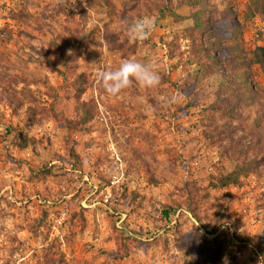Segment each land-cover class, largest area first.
Instances as JSON below:
<instances>
[{
	"label": "rangeland",
	"instance_id": "obj_1",
	"mask_svg": "<svg viewBox=\"0 0 264 264\" xmlns=\"http://www.w3.org/2000/svg\"><path fill=\"white\" fill-rule=\"evenodd\" d=\"M147 1L0 0V87L27 88L38 98L16 110L14 96L0 94V264H257L250 246L264 257V163L250 149L264 132V69L251 64V53L264 47V11L251 17L249 0H204L220 30L229 12L228 31L238 29L234 45L254 90L241 95L246 103L229 119L221 93L229 72L193 54V8L173 0L182 19L168 10L157 19L144 12ZM132 5L138 9L129 21L152 18L155 28L119 49L106 29L117 28L123 40L129 24L119 20ZM82 36L84 47L76 44ZM128 59L151 66L161 82L148 88L134 81L111 96L98 75ZM78 75L86 82L81 101L97 106L82 125ZM232 144L249 153L234 155ZM236 164L252 170L221 188ZM169 209L176 225L164 217ZM219 228L216 238L202 233Z\"/></svg>",
	"mask_w": 264,
	"mask_h": 264
},
{
	"label": "trees",
	"instance_id": "obj_2",
	"mask_svg": "<svg viewBox=\"0 0 264 264\" xmlns=\"http://www.w3.org/2000/svg\"><path fill=\"white\" fill-rule=\"evenodd\" d=\"M104 1H105L104 2L105 6L110 5L109 0H104ZM186 1L187 3H185L184 1V5L187 7L188 6L192 7L194 11L191 14V17L194 20L195 26L192 29H190L192 30V32H196L195 35H192L190 33L192 35L190 36L192 37L193 54L195 56L197 55L198 57L203 56L205 57L207 61L212 62L210 65V68L216 69L217 71L219 68H223V69L226 68L227 71L229 72V74H227L226 76V80H224L225 87L223 88L224 90L221 93H222V96L224 97L223 98L224 101H226V104L228 103L229 106H231L228 114L226 115L229 117V119H236V117L234 116V113H235L234 109L239 108V106H242L246 103V96L241 97V95L242 94L249 95L251 93H254V90L251 88L250 74L242 68V64L245 61V57L241 56V54L238 52L237 46L234 45V43L237 42V40H235V37H236V33L238 29L234 27V30H235V31L233 30L234 32L228 31L230 28L233 27L231 23V16L228 11L227 12L225 11L223 14V21H224L223 28L224 29L220 30L219 27L216 25L218 23L217 20L219 19L218 13L216 10L211 11V18L210 20H208L206 16V11L208 10V8L204 7V0H186ZM249 1L253 3V5H255V8H256L255 11H253L252 5L251 4L249 5V14H251V17H254L257 13H263L264 10L262 8V5L259 4L260 0H249ZM170 3L173 4V9H171V7L169 6ZM154 6L156 8L155 9L156 11L152 9ZM177 8H179V6L174 5L173 0H152V2H150L149 4L146 3V5L144 6V12L147 13V15L149 13L157 14L156 15L157 19H162V18L168 17L167 15V10H168L170 11V14H172L174 19L181 20L182 18L178 17V14L176 12ZM137 9H138V6L132 5V7L129 10H126L122 13V16L119 21L120 22L125 21L128 24H130L131 21H129V19L132 17L130 13L133 12V16H134V13L137 11ZM110 12H112V10H110ZM170 14L169 16H171ZM212 15L215 16V18L213 17V21H214L213 23H212ZM204 16H206V19ZM212 28L213 30H210ZM106 30L108 34H110V37H111L110 39L112 41H116L117 48L119 49L123 47L124 44L129 40L128 35H125V38L120 41L119 40L120 36L118 33L119 31L117 28H108L107 26ZM86 41L87 40L84 36L80 38L78 37L76 38V44H79L80 47H84ZM231 41H233V43H231ZM204 42H207L209 45V48H211L214 52L219 53L218 58H212L213 56L208 55L207 50L203 46ZM132 48H133L132 50L135 51L136 45L133 44ZM127 49H129V47H127ZM251 54L253 55V57L251 58V64H259L264 69V47L257 48ZM76 59H77L76 55L69 56V61L71 62H76L75 61ZM66 60L68 61V59ZM201 61L202 60H199V62ZM65 65L67 68H69L68 64H65ZM205 68H207V64H205ZM72 69L74 70L75 67H72ZM78 76L79 77L76 78L75 83H74V86L77 89V92L75 94V99L78 104L77 105L78 109L82 110V119L77 122V125H82V124L89 123L94 119L97 106L94 101H91V102L81 101L82 95L85 93L86 82L84 81V76L82 75H78ZM20 81L26 83V81L23 79L18 80L17 83H19ZM29 85L30 84H26L25 87ZM3 87L2 88L0 87V89H2L0 90V94L6 95L9 99L10 97L14 96V99L17 102V106L15 108L16 110L24 106L26 100L30 99L31 95H33L32 96L33 102L38 101V98H36L34 94L31 93V91L28 90L27 88H25L26 90H23V91H17L16 89L10 90L12 88L7 87L6 85L4 88ZM238 89H241V91ZM242 101H245V102H242ZM32 113H34V110L32 108H29L28 114L31 116L32 121H36L35 117L32 116ZM257 129L262 130V128L260 127ZM220 135L221 134H218L217 137L219 138ZM25 137H27V135H25ZM252 141H253V145H252L253 147L250 149L256 154V158L260 157L259 163H264V132L261 131L256 137H253ZM238 142H241V141H238ZM27 143L28 142L26 141L25 145H27ZM25 145H22L21 147L25 148ZM239 149L240 148H237L236 145L232 144L231 150L233 151L234 155L237 152H239L240 154L249 153L248 151L246 152H243L242 150L239 151ZM249 169L250 168H246V167L236 164V166L234 167L232 171H230L226 175H223L220 178L219 186L221 188H225L228 186L239 184L240 179L243 176L248 175L250 171L252 170V169L251 170ZM188 206H190V204H188ZM172 215L173 214L170 209L164 212V217L167 219L168 224H171L173 222V225H176L175 224L176 220L171 218ZM195 223L196 225L199 226L197 222ZM173 225L171 224V226ZM199 229L201 230V227H199ZM202 231H203L202 233L204 232L208 233L206 230H202ZM232 237H234V234L232 235ZM185 240L188 242L187 237ZM195 240H196V237H194L191 242H195ZM179 244H180L179 247L181 248L184 247L183 240L180 237H179ZM206 244L207 243L205 242V245ZM250 247L252 248L253 246H250ZM252 254H253L254 260L256 261V253L253 250H252Z\"/></svg>",
	"mask_w": 264,
	"mask_h": 264
},
{
	"label": "clouds",
	"instance_id": "obj_3",
	"mask_svg": "<svg viewBox=\"0 0 264 264\" xmlns=\"http://www.w3.org/2000/svg\"><path fill=\"white\" fill-rule=\"evenodd\" d=\"M155 28V21L152 18H141L133 20L127 28L129 40H147ZM137 82L148 88L157 87L161 82L158 72L147 64L136 60H125L115 70L101 71L98 75L97 83L111 96H118L123 90L129 88L133 82ZM173 103L176 98L173 97ZM264 261V257L261 258Z\"/></svg>",
	"mask_w": 264,
	"mask_h": 264
},
{
	"label": "built area",
	"instance_id": "obj_4",
	"mask_svg": "<svg viewBox=\"0 0 264 264\" xmlns=\"http://www.w3.org/2000/svg\"><path fill=\"white\" fill-rule=\"evenodd\" d=\"M119 182L118 178H114L111 182V185L108 186L107 188V196H106V199H105V202L108 203L110 201V198H111V189L117 185ZM67 215V212L63 211L61 212L60 216L57 218V219H54L53 222H54V228L56 230H58L59 228H61V226L63 225V222H64V219ZM180 215V212H177L176 213V216L175 217H179ZM173 225V222L171 223ZM230 227V225H228ZM231 228H229V232L231 233V235L233 234V232L230 231ZM223 232V228H219L215 233L213 234H209V233H206L204 232L203 234L208 237V238H216L217 236H219L221 233ZM252 250L256 253V262L257 264H263L264 261H261V258L263 257L262 256V253L259 252V250L256 248V247H252Z\"/></svg>",
	"mask_w": 264,
	"mask_h": 264
}]
</instances>
